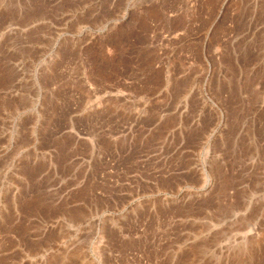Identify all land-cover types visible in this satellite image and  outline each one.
I'll list each match as a JSON object with an SVG mask.
<instances>
[{
    "label": "rangeland",
    "instance_id": "374dc122",
    "mask_svg": "<svg viewBox=\"0 0 264 264\" xmlns=\"http://www.w3.org/2000/svg\"><path fill=\"white\" fill-rule=\"evenodd\" d=\"M0 264H264V0H0Z\"/></svg>",
    "mask_w": 264,
    "mask_h": 264
}]
</instances>
